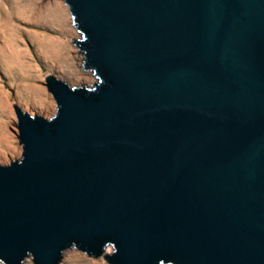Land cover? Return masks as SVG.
<instances>
[{
  "label": "water",
  "instance_id": "1",
  "mask_svg": "<svg viewBox=\"0 0 264 264\" xmlns=\"http://www.w3.org/2000/svg\"><path fill=\"white\" fill-rule=\"evenodd\" d=\"M91 88L15 105L0 261L264 264V0H65Z\"/></svg>",
  "mask_w": 264,
  "mask_h": 264
},
{
  "label": "rangeland",
  "instance_id": "2",
  "mask_svg": "<svg viewBox=\"0 0 264 264\" xmlns=\"http://www.w3.org/2000/svg\"><path fill=\"white\" fill-rule=\"evenodd\" d=\"M65 0H0V164L10 165L23 156L18 138L15 105L32 116L51 120L57 111L46 76L55 75L72 88H91L97 82L84 67V55L72 38ZM70 14L72 16L70 7ZM73 17V16H72ZM85 77L91 78L85 81ZM109 242L102 254L89 256L78 247L63 251L59 264H110L115 252ZM27 256L23 264H33ZM0 264H5L0 261ZM169 264V263H168Z\"/></svg>",
  "mask_w": 264,
  "mask_h": 264
},
{
  "label": "bare ground",
  "instance_id": "3",
  "mask_svg": "<svg viewBox=\"0 0 264 264\" xmlns=\"http://www.w3.org/2000/svg\"><path fill=\"white\" fill-rule=\"evenodd\" d=\"M65 7V11L67 12V18H68V21H70L69 22V24H70V30H71V32H72V34L70 35L72 38H74V37H76L79 33H77L76 31H75V29L73 28L74 26H72V24H73V17L71 16V14H70V11H69V7L67 6V5H65L64 6ZM85 81H89V80H91V78H89V77H85V79H84Z\"/></svg>",
  "mask_w": 264,
  "mask_h": 264
}]
</instances>
